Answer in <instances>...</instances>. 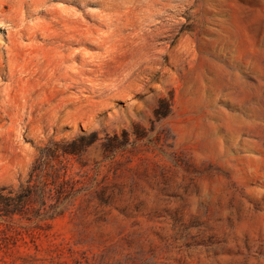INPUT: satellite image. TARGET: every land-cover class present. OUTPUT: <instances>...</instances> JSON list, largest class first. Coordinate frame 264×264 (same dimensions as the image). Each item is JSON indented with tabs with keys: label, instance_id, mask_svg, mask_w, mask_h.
<instances>
[{
	"label": "rangeland",
	"instance_id": "obj_1",
	"mask_svg": "<svg viewBox=\"0 0 264 264\" xmlns=\"http://www.w3.org/2000/svg\"><path fill=\"white\" fill-rule=\"evenodd\" d=\"M43 147L80 192L0 264H264V0H0V187Z\"/></svg>",
	"mask_w": 264,
	"mask_h": 264
},
{
	"label": "trees",
	"instance_id": "obj_2",
	"mask_svg": "<svg viewBox=\"0 0 264 264\" xmlns=\"http://www.w3.org/2000/svg\"><path fill=\"white\" fill-rule=\"evenodd\" d=\"M83 146L66 147L64 152L76 154ZM53 154L51 148H41L28 179L17 190L0 187V220L8 229L14 227L15 219H24L30 223L24 228L32 234L44 230L49 221L62 214L67 203L80 192V189H74L65 174L52 169Z\"/></svg>",
	"mask_w": 264,
	"mask_h": 264
},
{
	"label": "bare ground",
	"instance_id": "obj_3",
	"mask_svg": "<svg viewBox=\"0 0 264 264\" xmlns=\"http://www.w3.org/2000/svg\"><path fill=\"white\" fill-rule=\"evenodd\" d=\"M1 7H4V4H2ZM19 30H20V29H19ZM50 38H52V39H54V41H56V40H58V39L61 38V35L58 34V33H52L51 36H50ZM68 41L71 42V38H70V37H68ZM59 46H61V47H65L66 45H65V44H60Z\"/></svg>",
	"mask_w": 264,
	"mask_h": 264
}]
</instances>
